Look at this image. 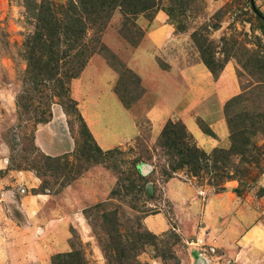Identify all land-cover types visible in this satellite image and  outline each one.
Returning a JSON list of instances; mask_svg holds the SVG:
<instances>
[{
    "label": "rangeland",
    "instance_id": "374dc122",
    "mask_svg": "<svg viewBox=\"0 0 264 264\" xmlns=\"http://www.w3.org/2000/svg\"><path fill=\"white\" fill-rule=\"evenodd\" d=\"M158 15L163 68L234 67L224 145L136 108ZM0 264H264V0H0Z\"/></svg>",
    "mask_w": 264,
    "mask_h": 264
},
{
    "label": "crops",
    "instance_id": "0c3cea01",
    "mask_svg": "<svg viewBox=\"0 0 264 264\" xmlns=\"http://www.w3.org/2000/svg\"><path fill=\"white\" fill-rule=\"evenodd\" d=\"M154 24L145 35L144 46L135 52L142 57L136 60L137 70L147 81L145 96L136 108L144 105L143 115L151 121L181 120L192 132L197 128L195 122L202 119L224 145L229 138L225 107L240 93L234 67L227 64L217 79L202 61L185 67L171 61L163 68L159 61L167 62V56L168 60H174L172 57L177 53L169 47L173 28L164 15H158ZM129 114L133 117L131 111ZM116 140V137L114 141L102 139L100 144L109 150L120 145Z\"/></svg>",
    "mask_w": 264,
    "mask_h": 264
},
{
    "label": "trees",
    "instance_id": "16d2710c",
    "mask_svg": "<svg viewBox=\"0 0 264 264\" xmlns=\"http://www.w3.org/2000/svg\"><path fill=\"white\" fill-rule=\"evenodd\" d=\"M37 41L42 42V36L39 35V37L37 38ZM55 44H53L54 46ZM52 46V48H53ZM203 63L208 67V69L211 71L212 75L214 76V78H218L220 73L222 72V70L224 69L221 68L220 71H217L216 69H214L212 67V65L209 62H205L203 61ZM228 105V104H227ZM181 123V122H180ZM173 126L175 124H172ZM179 130H184V126L181 125V127L179 126H174L172 128V130H170V128L166 129V139L170 140V142H172L170 144V146H173L172 149L176 152V154H178L179 156L182 157V159H185L181 162L182 165H187L189 164L191 160V158H197L199 156L202 157H206V154L204 152H201L200 150H198L196 147H192L191 143L187 142L186 138H187V133H185V135L183 137H179L180 136V132ZM173 136H175L174 138H172ZM99 152H103L102 149L100 147H98ZM111 151H106L105 154H111ZM214 156L217 160L221 159H225L227 153L224 150H219L214 152ZM209 158H211V156H209ZM193 164V163H190ZM208 166V164H207Z\"/></svg>",
    "mask_w": 264,
    "mask_h": 264
}]
</instances>
